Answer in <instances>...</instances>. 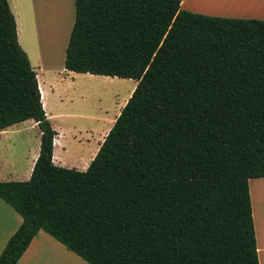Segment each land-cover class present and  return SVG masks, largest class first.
<instances>
[{"label": "trees", "instance_id": "16d2710c", "mask_svg": "<svg viewBox=\"0 0 264 264\" xmlns=\"http://www.w3.org/2000/svg\"><path fill=\"white\" fill-rule=\"evenodd\" d=\"M185 1L75 0L66 69L138 82L79 170L54 163L59 132L0 0V130H41L31 178L0 181L24 219L0 264L40 230L90 264H260L250 180L264 177V18Z\"/></svg>", "mask_w": 264, "mask_h": 264}, {"label": "rangeland", "instance_id": "374dc122", "mask_svg": "<svg viewBox=\"0 0 264 264\" xmlns=\"http://www.w3.org/2000/svg\"><path fill=\"white\" fill-rule=\"evenodd\" d=\"M38 1L45 9L42 12L43 15L52 17L54 13L49 12L47 8L52 6L50 0H9L11 9L15 17L20 19L21 24L26 20L25 14H27V20L29 19L30 23L35 24H31L32 32L34 26L37 25L35 5L40 14L36 3ZM52 1L57 3L56 0ZM246 1L201 0L198 2L200 5L197 10L192 11L208 15L242 18H251L248 15L256 12L264 14V0H248V3ZM69 2L71 9L68 16L65 13L66 9L63 2H59V7H57L55 13L61 21L56 43L53 44L54 56H58V60L55 59L51 63L44 62V53L42 55L41 52V36L38 39L39 52L36 53L33 33L28 36L27 28H24L23 25H21V30L24 37H22L20 44L27 52L32 66L40 74V80H42L44 74H46V77L51 76L52 79L54 87H50V89L44 87L47 99L43 97V102L53 127L59 132L56 141V158L60 159V166L80 170L84 167V162L93 160L97 155L101 144L132 96L138 82L133 78L77 72L70 74L71 71L69 70H65L64 73L61 67H59V70L62 74H59L60 71L50 69L64 65V38L70 34V28L76 15L75 0H69ZM245 3L248 5L244 6ZM52 58L54 57L52 56ZM43 63H46L49 68L46 71L42 68ZM59 75H61L62 81L59 80ZM72 77H75V79L73 80ZM6 130L0 133L3 134L0 137L6 138L5 136H9L10 138L9 140H3L11 144L12 158L16 162V168L19 171L16 178H19L17 180H26L25 171L41 145L40 127L34 119H30Z\"/></svg>", "mask_w": 264, "mask_h": 264}, {"label": "crops", "instance_id": "0c3cea01", "mask_svg": "<svg viewBox=\"0 0 264 264\" xmlns=\"http://www.w3.org/2000/svg\"><path fill=\"white\" fill-rule=\"evenodd\" d=\"M181 8L192 11L194 9L197 10L198 7H196L191 0H186L183 6L181 3ZM35 9H36V15H37V20H36L37 25L34 26L33 32L31 31V24L33 25L35 24L30 23L29 19L27 20L26 18L27 14H25L26 20L24 21V23L21 24L20 19H18V17H16V20L18 22L17 26H18V36H19L20 42L22 40V37H24L22 35V30H21V25H23L24 28H27L28 36L32 35L33 33L34 49H35V52L38 53L39 52L38 39H39V36H41V33H40L41 23L39 20L40 14L38 13L36 5H35ZM48 11L50 12V10ZM248 16H251V18H259V19L264 18V14H260V12L252 13V14H249ZM74 23H75V20L72 22V25L70 28V34L64 38L65 39L64 63H63L64 65L50 68L51 70H55L59 72L60 71L59 67H61L62 70H64V73L66 72L65 70H67L65 67L67 47H68L70 36H71L72 30L74 27ZM53 57L54 58H52V61H54L55 59L58 60V56H53ZM61 58H62V55H61ZM43 65L44 66L42 68L45 71L46 69H49L46 66V63H43ZM40 69H41V66H40ZM59 74H62L61 71L59 72ZM70 74H73V71H71ZM39 75L40 74L38 73L41 94L45 99H47V96H46L47 94L45 95L44 87L48 89H50V87L53 88L54 86L52 84V79H51V76L46 77V74H44L42 76V80H40ZM59 76H60L59 80L62 81L61 75ZM72 79L74 80L75 77H72ZM5 130L6 129L0 130V133L5 132ZM1 135L3 134H0V136ZM5 137L6 138L0 137V181H14V180L16 181L17 179H19V178H16L18 177L19 171L16 168V162L12 158L13 155H12L11 144L3 140V139L9 140L10 138L9 136H5ZM56 141H57V136L54 140V163L57 165H60V162H59L60 159L56 158V147H57ZM40 150H41V145H40L38 152H36L35 155L32 157V161L29 167L25 171V175L27 178L26 180L30 179L32 176L36 161L40 155ZM91 162L92 160L84 162V167L80 170H86L89 167ZM250 191H251L253 216H254V221H255V229H256V236H257L258 251H259V260H260V264H264V177L252 178L250 180ZM23 220L24 219L19 212H17L11 205H9L2 198H0V255L3 252L8 240L19 229V227L23 223ZM16 264H90V263L87 262L85 259H83L81 256L77 255L75 252L68 249L63 243H61L59 240L51 236L46 231L40 230L37 233V235L34 237V239L32 240L31 244L29 245V247L27 248L23 256L20 258V260Z\"/></svg>", "mask_w": 264, "mask_h": 264}, {"label": "bare ground", "instance_id": "6f19581e", "mask_svg": "<svg viewBox=\"0 0 264 264\" xmlns=\"http://www.w3.org/2000/svg\"><path fill=\"white\" fill-rule=\"evenodd\" d=\"M56 1L58 4L55 1L50 0V3L52 6L47 7L51 11V13H54L52 15V17L51 16H44L42 13L44 8H42L41 2H39V1L36 2L38 5V8H39V11H40L39 20L41 23L40 33H41V38H42L41 39V41H42L41 42V52H42V55L44 53L43 61L46 63L52 62V56H54V51H55L53 44L56 43L57 33L59 30V24H61L59 17L56 16V14H55L57 11V7H59V2H63V6L65 5V9H66L65 13L67 16L69 15L70 9H71V5H70L69 0H61V1L56 0ZM191 1L193 2V4L196 7H199L200 4L198 2H200L201 0H191ZM66 2H67V4H66ZM194 2H196V3H194ZM244 2H245V0H244ZM246 2L248 3L249 1L247 0ZM66 5H67V7H66ZM245 5H248V4L245 3L244 6ZM60 6H61V4H60ZM42 98H43V96H42Z\"/></svg>", "mask_w": 264, "mask_h": 264}]
</instances>
